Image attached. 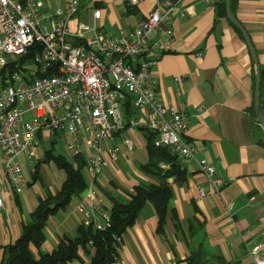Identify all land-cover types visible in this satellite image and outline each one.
Segmentation results:
<instances>
[{"label": "crops", "instance_id": "obj_1", "mask_svg": "<svg viewBox=\"0 0 264 264\" xmlns=\"http://www.w3.org/2000/svg\"><path fill=\"white\" fill-rule=\"evenodd\" d=\"M40 1L53 15L65 3V0ZM156 2L81 0L70 28L73 34L81 23L108 34L119 33L121 29L131 31L147 17ZM223 2L179 3L170 50L160 59L153 76L160 100L186 113L189 129L184 138L197 148V159H207L217 175L229 183L218 194L201 197L200 188L205 192L212 190L210 181L196 162L180 159L186 179L168 180L173 197L163 232L159 231L156 209L146 205L136 223L124 233L115 264H190L192 253L199 251L203 253L201 264H253L248 248L264 242V130L257 116H253L256 65L243 34L227 14H219ZM232 5L233 14L248 32L264 71V0H232ZM98 9L102 15L96 19L94 13ZM47 25L52 29L51 20ZM70 40L80 43L75 36ZM177 77L181 82L176 81ZM261 104L264 111V96ZM148 137V131L127 128L109 142L108 146L120 148L119 159L95 181V189L101 196L110 191L127 198L128 192L140 184L161 182L143 169L150 162ZM39 138L34 162L25 155L19 157L26 179L20 191L5 175L0 147V189L6 200L5 207L0 209V264L6 247L22 236L23 226L40 199L61 190L67 179L66 171L55 161H46V154L53 152L74 163L66 151L65 135L51 137L40 133ZM126 138L133 141L131 151L124 144ZM84 151L83 155L87 153L85 145ZM86 194L83 191L66 210L49 218L45 242L40 249L31 246L35 258L41 252H53L64 235L74 236L77 228L96 213L89 206L82 208ZM105 201L111 206L106 197ZM80 255L82 260L70 264H91V254L80 250Z\"/></svg>", "mask_w": 264, "mask_h": 264}, {"label": "built area", "instance_id": "obj_2", "mask_svg": "<svg viewBox=\"0 0 264 264\" xmlns=\"http://www.w3.org/2000/svg\"><path fill=\"white\" fill-rule=\"evenodd\" d=\"M181 1L157 0L131 31L108 34L81 23L73 34L70 23L81 0H65L55 15L40 0H0V147L5 175L17 191L26 183L19 157L34 162L40 133L63 134L70 157L87 148L89 186L82 208L96 212L88 223L108 229L111 214L95 181L119 159L120 148L108 144L127 128L152 132L158 137L156 146L169 147L185 162H196L212 185L209 192L199 189L201 197L214 196L229 183L207 159H197V148L184 138L189 129L186 113L164 104L156 90L154 69L170 50ZM101 15V10L94 13L96 19ZM71 36L80 44L75 45ZM29 53L26 61L32 58L34 67L24 65ZM12 62L15 70L10 71ZM124 144L132 150L131 138ZM5 204L0 189V209ZM248 252L253 264H264V242L253 244Z\"/></svg>", "mask_w": 264, "mask_h": 264}, {"label": "trees", "instance_id": "obj_3", "mask_svg": "<svg viewBox=\"0 0 264 264\" xmlns=\"http://www.w3.org/2000/svg\"><path fill=\"white\" fill-rule=\"evenodd\" d=\"M231 7L233 10L232 3ZM219 14L226 16V2L220 5ZM234 27L236 26L234 25ZM236 29L239 31L237 27ZM31 54L29 53L27 57L24 56V61L26 58H30ZM8 69L10 71L15 70V63L12 62ZM261 74L260 100L262 103L264 96L263 70H261ZM253 116H256L254 109ZM259 128L261 127L259 126ZM148 133L150 162L143 169L148 174L159 177L161 182L159 184H140L128 192L127 198L105 191L104 196L111 202V206H108L112 218L111 227L100 230L91 223H83L77 228L74 236L64 235L53 252H41L40 257L35 258L31 252V246L35 245L40 249L45 242V228L49 218L61 210H66L72 199L79 196L89 186L85 174L87 163L85 155L81 154L75 157L74 163H72L62 155L48 152L46 161H55L60 168L66 171L67 179L61 190L55 194L49 193L40 199L37 208L23 226L22 236L14 244L6 247L3 264H70L82 260L80 250L91 254V264H115L118 257V247L123 240L124 233L136 223L141 210L148 204L153 205L156 209L159 216V231L163 232L170 201L173 197L172 186L168 180L174 178L178 182L184 181L186 170L178 154L169 147L156 146L155 134ZM202 256V251L192 253L189 259L190 264H201Z\"/></svg>", "mask_w": 264, "mask_h": 264}, {"label": "water", "instance_id": "obj_4", "mask_svg": "<svg viewBox=\"0 0 264 264\" xmlns=\"http://www.w3.org/2000/svg\"><path fill=\"white\" fill-rule=\"evenodd\" d=\"M225 2H226L227 17L243 34L246 43L251 51L254 63L256 65L255 113L257 116V120L259 121L260 125L264 130V112L262 110V105L260 100L261 82H262L260 63L248 32L232 12V7H231L232 0H225Z\"/></svg>", "mask_w": 264, "mask_h": 264}, {"label": "rangeland", "instance_id": "obj_5", "mask_svg": "<svg viewBox=\"0 0 264 264\" xmlns=\"http://www.w3.org/2000/svg\"><path fill=\"white\" fill-rule=\"evenodd\" d=\"M24 65L29 67H34V60L32 58L28 59L27 61H25Z\"/></svg>", "mask_w": 264, "mask_h": 264}, {"label": "bare ground", "instance_id": "obj_6", "mask_svg": "<svg viewBox=\"0 0 264 264\" xmlns=\"http://www.w3.org/2000/svg\"><path fill=\"white\" fill-rule=\"evenodd\" d=\"M99 10V9H98Z\"/></svg>", "mask_w": 264, "mask_h": 264}]
</instances>
